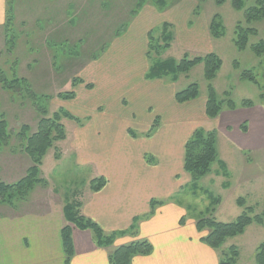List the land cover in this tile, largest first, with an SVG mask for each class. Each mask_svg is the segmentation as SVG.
I'll list each match as a JSON object with an SVG mask.
<instances>
[{"label": "rangeland", "instance_id": "rangeland-1", "mask_svg": "<svg viewBox=\"0 0 264 264\" xmlns=\"http://www.w3.org/2000/svg\"><path fill=\"white\" fill-rule=\"evenodd\" d=\"M136 1L11 0L12 21L6 26L4 21L0 23V78L2 74L9 77L16 72L38 94L49 95V100L39 98L47 104L49 113L64 109L79 117L82 126L69 119L62 120L66 138L55 142L42 158L39 177L43 184L34 187L28 200L17 208L0 206V220L21 224L23 219L34 216L44 220L55 217L58 199L65 202L73 193L82 192L88 181L96 177V167L79 161L77 151L97 143L93 131L102 129L100 122L117 118L135 135L140 134L141 125L151 129L155 119L161 127L169 125L171 120L190 124L194 117L200 114L204 117L208 82L203 77L202 64L187 74L170 72L155 79H144L148 69L157 62L168 59L177 63L184 53L188 56L205 53L184 50L189 42L188 30L195 28L194 34L203 38L205 29L206 41L202 46H209L222 60L217 76L210 82L216 94L221 97L229 91L235 102L250 99L264 108V53L257 56L249 47L238 50L234 46V27L237 22L244 23V15L232 7L231 0H224L222 4L216 0H165L168 6L161 8L155 17L140 12L154 8L149 0H142V7L140 2L134 5ZM134 6L136 10L131 13ZM215 15L223 27L220 38H212L208 32ZM163 18L170 20V26L162 28ZM251 26L258 34L256 38L250 37L249 43L257 39L264 43V19ZM157 42L168 46L155 49ZM147 45L151 46L148 54ZM242 70H252L255 81L241 79ZM176 75L177 80L173 81ZM74 78L82 79L83 83L73 85ZM193 82L199 87L198 96L183 104L177 103L174 94ZM87 84L91 87L87 88ZM72 90L75 92L72 100L57 97L60 92ZM20 95L18 92L17 96ZM40 101L35 104L29 98L16 99L0 86V115L7 119L13 133L21 125L35 131ZM109 129L120 130L113 125ZM98 137L103 141V133ZM18 140L14 137L11 144ZM1 152L0 179L10 183L20 179L30 165L28 156L16 148ZM218 158L228 162L225 163L228 174L224 177L215 176L214 171L219 168L216 161L211 172L197 181L196 188L188 181L170 197L157 200L182 210L179 223L185 224L183 228L193 227L196 220L209 214L217 221L233 220L243 211L236 203L238 197L264 218V150L243 151L224 138L218 145ZM178 177L175 183L180 182ZM217 197L220 202L213 203ZM263 240L264 227L252 223L243 234L227 239L220 250L234 245L239 253L236 264H255V249ZM199 254L197 250L191 251V264H195Z\"/></svg>", "mask_w": 264, "mask_h": 264}, {"label": "crops", "instance_id": "crops-1", "mask_svg": "<svg viewBox=\"0 0 264 264\" xmlns=\"http://www.w3.org/2000/svg\"><path fill=\"white\" fill-rule=\"evenodd\" d=\"M5 8L6 1L0 0V23L4 21ZM140 12L150 17L159 15L154 8ZM163 20V23L170 21ZM195 30H188L186 39L189 42L184 50L212 51L209 46H202L206 41L205 29L203 38L194 34ZM140 50L142 54V48ZM244 121L248 122L245 132L239 129ZM100 123L102 129L93 131L97 143L77 152L78 160L95 165L94 175L103 177L106 183L93 191L89 186L93 178L88 181L87 187L79 193L80 212L96 222L105 234L116 236L110 247H99L90 230L72 227L74 254L68 264H110L108 252L136 238L148 240L153 250L147 256H135L131 264H191L192 250L200 253L195 264H218V254L199 242L200 235L194 230V224L191 228H183L185 224L179 223L182 216L179 207L156 205L150 214V202L170 197L190 180L182 168L183 146L198 127L215 130L217 152L224 138L243 151L264 150V108L255 104L251 108L224 109L213 119L200 114L190 124L171 120L169 125L159 127L158 122L151 135L150 128L145 125H141L140 134L133 135L126 123L121 124L117 118ZM111 124L120 130L109 129ZM100 133H103V141L98 137ZM217 163L219 168L214 171L215 176L222 178L228 174L225 164L228 162L218 158ZM175 177L178 180L181 177L179 183H175ZM56 203L58 212L49 219L34 216L23 219L21 224L0 220V264H65L60 239V230L65 224L64 202L58 199ZM132 226L137 235L128 233Z\"/></svg>", "mask_w": 264, "mask_h": 264}, {"label": "trees", "instance_id": "trees-1", "mask_svg": "<svg viewBox=\"0 0 264 264\" xmlns=\"http://www.w3.org/2000/svg\"><path fill=\"white\" fill-rule=\"evenodd\" d=\"M6 1L4 14V26L12 21L13 12L11 10V0ZM150 4L159 12L161 8L167 7L165 0H149ZM200 1V0H198ZM140 6L142 0H137L134 5ZM146 2V0H144ZM224 0H216L217 4H222ZM143 5V4H142ZM231 5L235 10L243 11L244 23L237 22L234 27L233 44L238 50H244L249 47L257 56L264 53V43L257 39L254 43H249L250 37H257L258 31L255 27H250L253 22L264 19V0H231ZM142 7V6H141ZM197 8V7H196ZM135 6L131 9V13L135 12ZM195 12V9H194ZM169 22H164L162 28L170 26ZM8 30V29H7ZM164 29L162 30V35ZM208 32L212 38H220L223 36V27L219 17L215 15L209 25ZM152 37V36H151ZM167 39L164 38V41ZM167 42V41H166ZM167 43H156L155 49L166 48ZM150 45H147L146 54H148ZM237 62V61H235ZM203 65V77L208 82V94L204 103V117L208 119L216 118L224 109L234 110L236 108H250L255 103L250 99H242L235 102L229 91H225L219 97L212 84L210 83L219 72L222 66V60L212 51L206 52L203 55L188 56L184 53L183 57L176 63L174 60H163L157 62L150 67L144 75V79H155L166 73L187 74L194 66ZM237 64V63H235ZM2 74V73H1ZM173 76L172 80L176 81L177 76ZM241 79L255 81L252 70H242L240 72ZM72 83H83L80 78L72 79ZM0 86L16 99L29 98L32 102L38 103L39 98H49V95H40L34 89L31 83L24 77H20L13 72L9 77L2 74L0 78ZM91 87L90 84L86 85ZM19 89V90H17ZM20 92V96L17 93ZM199 93L197 83H190L186 88L177 91L174 95L177 103L183 104L187 101L194 100ZM57 97L61 100H72L75 97V92L67 91L58 93ZM49 100V99H48ZM42 103V101H40ZM38 121L35 131L31 132L28 125H21L13 133L9 128L7 119L0 115V151H7L11 148H16L18 152L25 153L30 165L26 169L25 174L14 182H5L0 179V206L9 208H17L20 204L28 200L29 194L34 187L43 184V179L39 177L41 173L42 158L47 150L53 147L55 142L62 141L66 138L65 126L63 119H69L77 122L82 126V121L79 117L71 114L64 109H57L49 113L47 104H40L36 108ZM158 124L155 119L151 125V131ZM239 129L243 132L247 131V122L240 124ZM16 137L18 142L11 144V140ZM1 152V153H2ZM218 161V152L216 147V132L215 130H205L196 128L187 138L183 146L182 168L190 177L191 184L196 188L197 181L211 172V167L214 162ZM106 183L103 177H96L90 180L89 186L93 191H98ZM227 186L226 183L223 184ZM206 194V193H205ZM208 196H213L207 194ZM213 198V197H212ZM220 202V199L214 198L213 203ZM238 206L243 207V211L229 222L217 221L211 214L204 216L194 222L195 230L199 233V242L203 243L208 248L218 252V264H236L238 258V250L236 246L231 245L226 250H220V247L227 239L243 234L245 228L252 223L264 227L263 215L254 212V208L246 206L245 200L242 197L236 199ZM161 205L162 201L151 200L150 214L153 213L156 205ZM82 203L79 199V193H73L66 198L62 213L65 224L60 230V239L64 252V262L68 264L74 254L72 242V227L79 230L89 229L94 241L99 247H110L113 244L115 234H105L100 226L91 219L83 216L80 212ZM214 212V208L212 209ZM184 220L181 219V223ZM130 234L137 235L134 226L129 230ZM153 250L152 244L146 239H135L127 244L120 245L108 252V262L110 264H131L135 256H147ZM255 264H264V240L258 244L254 253Z\"/></svg>", "mask_w": 264, "mask_h": 264}]
</instances>
